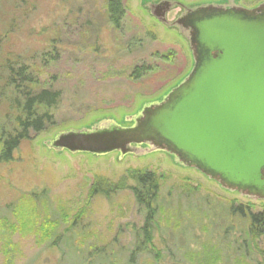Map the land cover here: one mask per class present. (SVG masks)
<instances>
[{
  "label": "rangeland",
  "instance_id": "374dc122",
  "mask_svg": "<svg viewBox=\"0 0 264 264\" xmlns=\"http://www.w3.org/2000/svg\"><path fill=\"white\" fill-rule=\"evenodd\" d=\"M158 1L123 0L126 15L117 28L108 17V0H0V90L10 67L26 66L39 89L61 94L51 111L55 126L22 142L13 160L0 164V264H264V238L243 257L237 225L229 233L215 232L225 221L212 217L208 234L201 226L190 228L191 217L185 214L190 207L206 206L204 201L212 209L236 201L264 210V200L226 190L166 153L97 157L48 147L63 132L131 126V116L162 100L191 73L187 39L145 9L146 2ZM137 67L151 70L135 80ZM6 107L0 96L2 117L9 112ZM129 170L165 177L159 203L180 218L182 229L175 232L162 216L149 242L131 190L109 199L91 195L96 178L117 183ZM128 187L137 184L129 181ZM45 197L53 219L66 220L48 237L41 229L49 218L40 204ZM80 214L81 229L72 243L68 229Z\"/></svg>",
  "mask_w": 264,
  "mask_h": 264
},
{
  "label": "water",
  "instance_id": "95a60500",
  "mask_svg": "<svg viewBox=\"0 0 264 264\" xmlns=\"http://www.w3.org/2000/svg\"><path fill=\"white\" fill-rule=\"evenodd\" d=\"M190 16L194 67L179 85L144 105L129 127L71 130L48 147L97 157L166 153L226 190L264 200V3Z\"/></svg>",
  "mask_w": 264,
  "mask_h": 264
},
{
  "label": "trees",
  "instance_id": "16d2710c",
  "mask_svg": "<svg viewBox=\"0 0 264 264\" xmlns=\"http://www.w3.org/2000/svg\"><path fill=\"white\" fill-rule=\"evenodd\" d=\"M107 10L110 22L117 28H121L122 20L126 15L123 0H108ZM148 68L137 67L131 77L135 80H142L151 70ZM27 70L26 66L10 67L7 77L4 79V86L0 90V96L6 104V108L9 109L5 116L2 117L0 114V164L11 162L14 152L18 150L22 142L32 140L49 131L56 123L55 116L51 111L61 101L60 92L47 88L39 89L37 87L39 81L28 74ZM129 181H134L137 188L128 187ZM165 182L164 176H158L148 171L129 170L117 183L109 182L101 177L96 178L91 188V195L109 199L121 191L131 190L136 204L144 214L141 232L150 242L153 240L154 232L158 229V222L162 221V216L167 226L175 229V232L182 229L180 218L172 212L166 211L159 203ZM43 199L40 204L43 206L44 214H49V218L41 229L42 235L48 237L51 233L58 231L62 220L64 222L66 220L60 215L59 219H53L55 212L50 207L48 199L46 197ZM34 202L39 204L37 200ZM204 202H206V206L200 205L197 209L190 207L185 213L191 217L190 228H200L201 226L203 231L210 234L213 228L209 229L212 223L208 226V222L212 217L225 221V225L216 226L215 232L229 233L237 225L243 241L242 247L245 249L241 255L243 257L253 244L264 238V210L257 209L253 205L244 207L241 204L238 205L236 201L229 202L224 209H218L217 206L212 209L207 201ZM81 215H78L71 228L68 229L72 243L76 240L77 232L81 229L80 223L83 221ZM216 223L218 224V221ZM237 244L234 243L233 247ZM96 249L98 252L103 250L99 247Z\"/></svg>",
  "mask_w": 264,
  "mask_h": 264
},
{
  "label": "flooded vegetation",
  "instance_id": "af4514ba",
  "mask_svg": "<svg viewBox=\"0 0 264 264\" xmlns=\"http://www.w3.org/2000/svg\"><path fill=\"white\" fill-rule=\"evenodd\" d=\"M247 1L249 3H247ZM146 3L145 9H148V13L150 16H153L160 23L170 27L172 30L176 29L180 33V35L184 37V39H187L185 35H187L188 37L191 36L189 33L191 29V26L188 23L190 20L189 17H191V13H195L200 8L212 6L225 12L232 10H254L257 9L260 5H262L264 3V0H209L208 2H196L192 5H185L183 2L178 0H160L157 3ZM174 11H177L176 15L174 17V20L170 22L168 21V16ZM190 46L191 44H189V47ZM192 48L193 46L190 47V50L194 64V55ZM213 56L215 57L216 54H213Z\"/></svg>",
  "mask_w": 264,
  "mask_h": 264
}]
</instances>
